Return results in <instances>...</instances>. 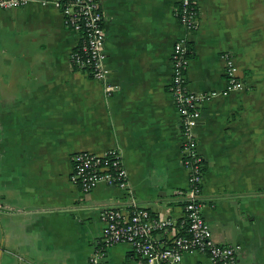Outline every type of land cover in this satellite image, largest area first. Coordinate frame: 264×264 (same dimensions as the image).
<instances>
[{
	"label": "crops",
	"instance_id": "obj_1",
	"mask_svg": "<svg viewBox=\"0 0 264 264\" xmlns=\"http://www.w3.org/2000/svg\"><path fill=\"white\" fill-rule=\"evenodd\" d=\"M180 0H97L109 72L74 68L78 34L59 0L0 10V264H144L128 244H101L104 209H124L125 191L69 181L72 155L119 157L136 205L172 228L187 187L178 113L168 91L173 44L185 38L192 93L224 88L228 55L239 91L201 105L193 131L202 159L200 214L217 246L239 264H264V0H197L196 28L174 17ZM110 86V93H105ZM180 264H217L185 253Z\"/></svg>",
	"mask_w": 264,
	"mask_h": 264
},
{
	"label": "built area",
	"instance_id": "obj_2",
	"mask_svg": "<svg viewBox=\"0 0 264 264\" xmlns=\"http://www.w3.org/2000/svg\"><path fill=\"white\" fill-rule=\"evenodd\" d=\"M32 0H0V10L22 8ZM197 0H180L174 17L186 33L196 28ZM59 12L64 25L78 34L79 41L69 54L74 68L83 70L91 79L104 81L109 72L103 49L102 13L97 0H59ZM187 40L180 38L173 44L171 81L168 91L179 117L182 163L187 171V187L178 194L183 201V216L178 221L179 233L167 244L164 235L172 228L170 220H155L147 210L136 205L128 188L127 174L119 157L110 150L102 155L79 152L71 156L69 181L82 192L98 184L114 186L125 191L124 209L108 208L100 212L104 223L101 244L104 247L117 243L128 244L144 264H180L185 253H200L217 264H239L235 250L230 246H217L210 240V232L200 214V184L202 159L195 151L193 131L199 121L200 108L217 96L242 89L233 74L231 58L223 54L225 85L220 91L192 93L186 88L185 69ZM105 86L104 92L110 93ZM102 250L95 252L87 264H102Z\"/></svg>",
	"mask_w": 264,
	"mask_h": 264
},
{
	"label": "trees",
	"instance_id": "obj_3",
	"mask_svg": "<svg viewBox=\"0 0 264 264\" xmlns=\"http://www.w3.org/2000/svg\"><path fill=\"white\" fill-rule=\"evenodd\" d=\"M186 46H187V52L185 55V59L189 60L192 57V49L190 48V45L188 42L186 43ZM201 171H202V167H201Z\"/></svg>",
	"mask_w": 264,
	"mask_h": 264
}]
</instances>
